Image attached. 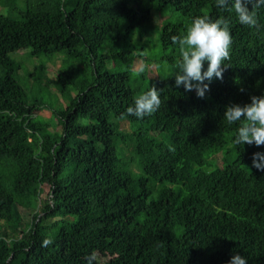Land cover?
Wrapping results in <instances>:
<instances>
[{
    "label": "trees",
    "instance_id": "trees-1",
    "mask_svg": "<svg viewBox=\"0 0 264 264\" xmlns=\"http://www.w3.org/2000/svg\"><path fill=\"white\" fill-rule=\"evenodd\" d=\"M154 7L188 22L159 28L160 48L179 57L171 37L193 18L230 19V60L203 99L174 75L148 77L147 65L135 85L132 64L105 67L128 54L132 63L135 49L119 47L143 37ZM257 15L264 26V7ZM18 52L27 70L41 60L24 74ZM19 77L50 86L59 106L28 102ZM152 85L160 108L127 115ZM252 96H264V27L241 25L215 0H0V264H229L235 254L264 264V171L251 166L264 146L234 145L240 122L224 119Z\"/></svg>",
    "mask_w": 264,
    "mask_h": 264
},
{
    "label": "clouds",
    "instance_id": "clouds-1",
    "mask_svg": "<svg viewBox=\"0 0 264 264\" xmlns=\"http://www.w3.org/2000/svg\"><path fill=\"white\" fill-rule=\"evenodd\" d=\"M215 4L222 11H234L241 25L257 31L264 27L257 15L258 10L264 7V0H215ZM230 24V19L223 17L212 20L208 16H197L193 18L183 37H171L172 44L177 45L180 52L177 65L179 71L174 77L177 88L182 86L185 92L195 91L196 96L203 99L213 78L223 79L224 62L230 60L233 43ZM160 105V91L152 85L134 100V106L128 107L126 114L142 119L154 114ZM224 119L230 125L240 122L233 140L234 145L264 146V96H252L250 103L243 106H228ZM251 159L253 168L264 171V153L256 152ZM52 242L51 238H46L42 241V247H47ZM229 264H247V260L235 254Z\"/></svg>",
    "mask_w": 264,
    "mask_h": 264
},
{
    "label": "rangeland",
    "instance_id": "rangeland-1",
    "mask_svg": "<svg viewBox=\"0 0 264 264\" xmlns=\"http://www.w3.org/2000/svg\"><path fill=\"white\" fill-rule=\"evenodd\" d=\"M16 5L22 4L23 0H15ZM6 9L3 11L5 12ZM164 21L169 22H181L185 26H187V21L184 18L179 17L176 13H174L169 8H153L151 11V20L149 23L145 24L143 37L140 39L139 34L135 33L134 35L130 36L128 38V43L119 47V50L125 51L130 50L131 48L135 49L133 52V61L130 63V55H126L127 59L125 60H116L113 58H109L105 60V67L107 69H117L120 71L126 70L130 67L132 64L131 72V85H135L132 83H136L133 79L135 75L137 74V71H139L144 65H147V75L148 77H155L156 75H174L179 71V68L177 67L180 57L178 56V49H174L172 47L168 48V50H162L159 45L158 41V32L159 28L162 25ZM189 25V24H188ZM189 27V26H188ZM187 27V28H188ZM139 55V56H138ZM25 57V52H18L16 54H12L11 58L16 60L20 66L21 71L24 74H27V71H31L34 66V62H38L41 59L40 58H34V61L32 63L27 64L28 70L25 67V64L20 61V58ZM62 57V56H57ZM59 60L56 59L54 63L47 65L48 68V74L47 76L49 78H55L57 75V69L59 67ZM142 66V67H141ZM20 71V74L23 73ZM19 83L22 85L24 90L27 94L28 102L38 101L42 103L44 106L54 107L56 108L59 106V103L57 101V98L55 96V93L51 89L50 86H46L44 83L36 84L35 82H31L30 80H22L19 77ZM137 85V84H136ZM139 96V94H136ZM61 103V101H60ZM49 112L48 111H42L39 113L40 117L44 119L49 118ZM120 127L123 131L128 132L129 127L125 122L120 123ZM59 130V129H57ZM227 152V159L228 161H231L234 159L235 154L232 149V145H227L224 147V149L220 152ZM117 154L121 158V160H125L124 155L122 152H120L119 148H117ZM126 154H129V148L126 150ZM220 154H217L214 156L213 160L216 161V165H220ZM127 159V158H126ZM247 168H250V166H247ZM49 192L48 187H43L42 194L40 195L41 200L45 199L47 197V193ZM30 218V216L28 217Z\"/></svg>",
    "mask_w": 264,
    "mask_h": 264
}]
</instances>
